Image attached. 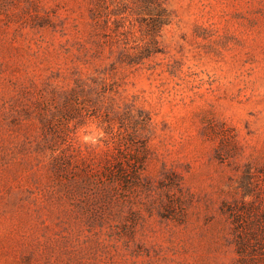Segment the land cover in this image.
Masks as SVG:
<instances>
[{"label":"rangeland","instance_id":"374dc122","mask_svg":"<svg viewBox=\"0 0 264 264\" xmlns=\"http://www.w3.org/2000/svg\"><path fill=\"white\" fill-rule=\"evenodd\" d=\"M158 1L0 0V264H264V0Z\"/></svg>","mask_w":264,"mask_h":264},{"label":"trees","instance_id":"16d2710c","mask_svg":"<svg viewBox=\"0 0 264 264\" xmlns=\"http://www.w3.org/2000/svg\"><path fill=\"white\" fill-rule=\"evenodd\" d=\"M151 3L153 5L159 4L158 0H151ZM55 164L57 166H59V162L57 160H55ZM61 169V166H60ZM125 168H123V166L119 165L118 162H113L109 165V170H107V176H115L117 173L122 172Z\"/></svg>","mask_w":264,"mask_h":264}]
</instances>
